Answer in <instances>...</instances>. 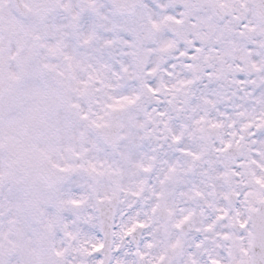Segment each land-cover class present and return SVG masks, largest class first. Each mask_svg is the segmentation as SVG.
Returning a JSON list of instances; mask_svg holds the SVG:
<instances>
[{
    "label": "snow or ice",
    "instance_id": "obj_1",
    "mask_svg": "<svg viewBox=\"0 0 264 264\" xmlns=\"http://www.w3.org/2000/svg\"><path fill=\"white\" fill-rule=\"evenodd\" d=\"M0 264H264V0H0Z\"/></svg>",
    "mask_w": 264,
    "mask_h": 264
}]
</instances>
